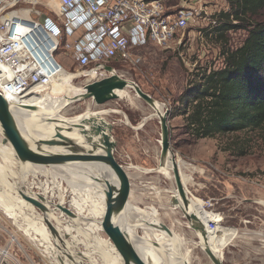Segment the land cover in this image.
<instances>
[{"label":"rangeland","instance_id":"1","mask_svg":"<svg viewBox=\"0 0 264 264\" xmlns=\"http://www.w3.org/2000/svg\"><path fill=\"white\" fill-rule=\"evenodd\" d=\"M164 2L167 6L181 4V0H164ZM36 6L47 12L58 23L59 18L63 16L59 13L62 6L53 11H48L41 4ZM259 19L264 20V13ZM230 20H234L233 17ZM233 23L241 24L237 20ZM217 26L212 29L204 26L198 31H191L195 54L194 59L191 58L190 61L194 62L196 59L198 61L194 68L183 63L177 53L153 44L134 49L133 57L126 61H109L107 55L113 52L114 48L101 49L96 51V55L95 51L88 49L68 50L65 47L64 34L54 56L63 65L64 74L67 71L74 77L61 82L59 88L55 84L49 86L42 94L47 92L58 101L70 99L61 111L66 117H75L88 109L108 111L102 117L112 125L111 134L116 141L115 157L131 177L130 203L139 208L158 210L160 222L169 226L186 242L185 247L192 254L190 264H214L202 247L205 242L198 234L194 223L185 216L181 207L174 203V187H177L174 176L164 175L157 170L161 160L162 128L161 117L155 115L152 105L135 89L130 88H126L125 92L121 91L120 97L117 96L100 105L92 98H75L76 92L85 91L87 83L114 73L137 83L144 92L164 106L170 129L171 149L177 160L187 163L183 170L192 177L186 183L187 194L191 198L201 199L203 210L214 209L223 215V222L221 226L220 223L218 224V229L211 230L207 225L209 243L211 242L215 248L221 250V257L223 255L225 264H264V126L259 129H237L215 137L204 138H195L187 126L186 94L201 78L204 71L209 73L213 69L223 67V52L240 46L247 35L245 29L238 28L229 29L223 37L219 38ZM81 57L89 60L85 67L80 66ZM65 60L71 63V70L68 69ZM107 66H111V69H107ZM93 69L97 71L96 74L89 73ZM192 74H194L193 77ZM75 86L76 89H74ZM54 90H56L55 93L52 92ZM0 132L2 133L1 127ZM66 168L74 174V181L63 180L59 183V188L54 186L60 200L63 198L64 202L65 199L64 206L71 208L69 204L75 196L87 205L88 212H92L93 216L97 215V212L90 210V206L98 202L96 190L83 184L85 177L82 173L85 168L73 163L68 164ZM36 185L37 183L16 159L14 150L7 152L4 157L0 155V191L4 195L15 202L18 195L17 187L25 186L26 191L37 192ZM58 194L51 199L58 202V198L55 200ZM72 207L75 208L74 205ZM22 211L23 213L16 218L11 217L0 202V251L8 249L12 254L10 258L15 261V264H81L72 262V258L63 251L66 244H69L68 251L73 250L74 259H82L83 264H96V262L111 264L107 256L98 257L97 255L100 250L103 254H111L110 250H103L104 247L96 243V240L108 238L102 230L88 229L89 227L83 223L74 224L72 231L64 238H60L59 252L55 255L51 252L50 241L44 238L41 240L40 236L32 240L28 232L23 229H36L42 211L36 206L34 210L22 207ZM27 213H31L32 216ZM61 214L63 221L60 227L62 228L67 221L72 222V220L64 213ZM130 219L133 223L141 221L140 215L135 211ZM53 223L58 225L54 220ZM93 223L100 224L99 221H93ZM20 225L23 228H19ZM93 225L90 224V226ZM234 226L241 229V234L246 239L240 238L238 254L232 262L225 247L236 233V229L232 228ZM156 230L160 234V230ZM84 231H89L88 235L84 236ZM220 231L229 236L227 242L223 243L220 239ZM136 232L139 237L147 236L143 225L137 227ZM213 235L215 239H212ZM86 243H92L93 246L90 245L88 248L85 246ZM95 246H98V249ZM74 250L94 255L95 260H87L80 254L76 256L78 254ZM181 253H185V248L182 246ZM158 259L163 260L161 257ZM5 262H8L7 259Z\"/></svg>","mask_w":264,"mask_h":264},{"label":"built area","instance_id":"2","mask_svg":"<svg viewBox=\"0 0 264 264\" xmlns=\"http://www.w3.org/2000/svg\"><path fill=\"white\" fill-rule=\"evenodd\" d=\"M82 2L96 17L104 35L113 41L109 61H126L133 57L134 49L153 44L177 53L183 63L193 68L198 61H190L195 54L191 31L204 26L214 28L219 15L230 10L228 0H181L180 6H167L164 0ZM37 4L38 0H0V93L6 99H41L44 89L54 84L52 80L63 67L54 52L60 47L64 30ZM59 13H65L64 6ZM209 211L213 215L208 225L211 230L218 229L223 215L214 209ZM11 256L8 249L0 251V264H15Z\"/></svg>","mask_w":264,"mask_h":264},{"label":"water","instance_id":"3","mask_svg":"<svg viewBox=\"0 0 264 264\" xmlns=\"http://www.w3.org/2000/svg\"><path fill=\"white\" fill-rule=\"evenodd\" d=\"M107 69L110 70L111 66H107ZM129 82L130 80L114 73L110 76L95 79L87 83L85 85V91L79 93V95L77 94L75 98H92L97 104H104L111 99H115L118 96L116 90L124 89L128 86ZM131 82L135 85V90L137 93L153 106L155 104V100L149 94L144 92L137 83L134 81ZM160 123L162 128V162L168 153L171 152L174 155L175 153L171 149L170 129L166 113L161 117ZM0 125L2 127L3 143H10L12 145L17 160L21 163L23 168L26 169V172L33 179V181L37 183V192H23L22 187L24 186L17 187V192L25 200H27L33 206L39 208L42 211L41 214L46 213L48 208L46 206L47 198L42 195L44 190L54 187L55 183L57 182L61 183L63 180H74V174L71 173L65 166L72 162L92 163L96 165L103 174L101 182L104 183L103 192L105 212L103 217H100L98 214L93 216L92 213H90L89 216L93 221H100L102 231L108 237L107 240L113 244L118 257L123 264H155L131 248L128 243V233L121 228L115 219L118 214L123 213L126 210L130 203L132 182L131 177L129 176V173L125 167L120 164L115 157L114 152L116 149V141L111 134V123L105 121V118L99 115V117L96 116L85 119L72 125V127L77 129L80 135L83 137V144L91 145L93 147L92 149L86 151L82 149L78 150L74 147L75 143L70 138L58 132L56 135L60 139H42L40 142L50 146H60L62 149H64L63 151L43 152L39 150H33L29 147L27 140L24 137L22 127L18 122L14 111L10 107L6 97L0 93ZM97 147L103 148L105 153L95 154L94 150ZM173 161L174 178L178 192L182 197L183 205L180 204L176 197L174 199V203L183 209L185 216L195 224L194 227L197 230H200L203 237L205 238L208 235L206 226L200 223L197 215L187 214L185 211L188 205V197L185 193V187L178 170L176 155L173 156ZM113 178L117 179V182H114ZM32 193H37L36 197L32 196ZM57 198L60 201V196H57L55 200ZM65 204L66 200L64 199V204L59 205V208L64 213H66L67 216L74 218L76 213L74 207L71 206V202L69 206L74 211L71 208L64 206ZM24 207L27 206H23V208ZM27 209H29V207H27ZM31 209L34 210L35 207ZM86 212L88 213V211ZM27 215L32 216L31 213H27ZM47 224L51 233L53 234L47 240L48 242H51V251L56 255L59 252V240L62 237L56 235L57 229L53 222L47 221ZM161 226L162 230H165L167 233L172 235L173 231L169 226H167L165 223H161ZM74 243L76 244V242ZM90 245L92 244L86 243L85 246L90 248ZM68 246L69 244H66L65 250L63 251L72 258V262L75 261L77 263L83 264L82 259L78 257L77 260L74 259L73 253L68 251ZM204 250L214 264H225L223 261V255L222 257L218 256L208 245L205 246ZM74 251L76 254H80L83 258L92 260L85 254V252L83 253L79 250ZM97 253V255L100 257L101 255L104 256L102 250L98 251Z\"/></svg>","mask_w":264,"mask_h":264},{"label":"bare ground","instance_id":"4","mask_svg":"<svg viewBox=\"0 0 264 264\" xmlns=\"http://www.w3.org/2000/svg\"><path fill=\"white\" fill-rule=\"evenodd\" d=\"M61 1H62V3H64L65 0H61ZM39 27L40 26H38L37 28H39ZM63 71L64 70L62 67V69L60 71H57L55 78L52 81L54 82L55 79H57L56 81L61 82L60 76L63 75V73H64ZM91 72L96 74L97 71L95 69H93L89 73H91ZM69 76H70V78L74 77V75L72 73H70ZM62 82H63V80H62ZM126 88L127 89L128 88L135 89V85L130 81L128 86L125 87L124 89L116 90L118 97L121 96V94H122V93L120 94L121 91L125 92ZM46 89H48V87H46L44 90H46ZM52 92L55 93L56 90H54ZM24 97H26V96H24ZM19 98H22V97H10L7 99V101L9 103L10 107L12 108V110L14 111L16 118L22 127L24 137L26 138L29 147L33 150H39V151H43V152H58V151H63L64 149H62V147H60V146H50V145H47V144L40 142L42 139L35 136L32 128L30 127L31 124L34 123L36 128H39L40 130H42L45 133V135H47L49 137V139H52V138L60 139L56 135V133L60 132L61 134L65 135L66 137L70 138L75 143L74 144L75 148H77L78 150L82 149V150L86 151V150L92 149L93 147L91 145L83 144V137L80 135V133L77 129L72 127V125H74V123H79L85 119H89V118L96 117V116L99 117V115L102 116V115H104V113L108 112L106 110L105 111H103V110L93 111L91 109H88L84 113L79 114L75 117L64 116L63 118H60V116L58 115V112H53L51 110V108L61 112L62 108L66 105L65 103H69L70 99L69 100L66 99L64 101L63 100L58 101L55 98H53L50 94H47V92H46L44 98L47 99L48 102H47L46 106H48L49 108L48 107L46 109L43 108L42 109L43 112L41 110L38 112L36 111L37 112L36 114H35V112L28 113L25 110H22L20 105L18 103H16V101H14V100H17ZM28 98H30V97L28 96ZM34 108H36V109L41 108V106H34ZM152 108L155 111V115H158L159 117H162L163 115H165V110H164L163 104L158 103L156 100H155V104L152 106ZM38 119L55 121L57 123V125L54 126L55 130L47 128V126L42 124L41 122H39ZM105 121H107V120L105 119ZM0 127H1V125H0ZM0 134L3 136V134L1 132H0ZM7 149H8L7 145L2 144V139L0 137V155H2L4 157L8 151ZM94 153L95 154H104L105 151L103 148L97 147L94 150ZM173 156H175L173 153H171V152L168 153L167 156L162 160V162L160 160V163H159V166L157 167V170L159 171L161 169H166V170H163L162 173H164V175H168L170 177H173L174 176ZM15 157H16V155H15ZM72 163L74 165L75 164L80 165L81 167L85 168L83 170H86L89 172V175L94 178V182L97 185V188L101 191V194H102L103 199H104V192H103L104 183L101 182L103 174L101 173L99 168H97V166L92 164V163H85V164L80 163V162H72ZM176 163L178 165V170L180 172V176H181V180L183 182V185H184V187H186V183L192 179V177L190 175L186 174L183 170V168L187 166V163L182 161V160H177V158H176ZM113 181L117 182V179L113 178ZM59 183L60 182L55 183L54 186H57V188H59V185H60ZM22 191L24 192V190H22ZM174 193H175L174 196L179 200L180 204L183 205V200H182L181 195L178 192L177 187L174 188ZM185 193L188 197V205L185 209L186 213L197 215L200 223H202L203 225L206 226V230L208 233V229H207V225L209 223L208 220H209V218L212 217L213 213L203 210V208H202L203 207L202 206L203 201L201 199L196 198V197L195 198L189 197L186 189H185ZM36 194L37 193H32V196L36 197ZM57 194L58 193H56V190L54 189V187H51L48 190H46L45 193H42V195L47 198L46 206L48 208V211L44 214L39 215V223H38L39 225L37 226L36 229L31 230L29 228H23L25 231L28 232V234L32 240H36L38 238V236H40L42 238L41 240H43V238L45 240V239H48L51 235H53L50 231L48 224H47V221L53 222L50 219L51 217H52V219L56 220V217L52 215L51 209H53L54 211H61L62 213H64L59 208V205L64 204V202L61 201L63 198H61L60 202H55L53 199H51L53 196H56ZM58 196H59V194H58ZM8 197L9 196L4 195L3 192L0 191V202L2 203V205H4L6 210H8V213L11 215V217L16 218L18 215H21L22 214L21 208L23 206H27V207H29V209L35 207L31 203H29L27 200H25L19 193L16 196V200H15L16 203L13 202L11 200V198H8ZM78 202L79 203H75V202L73 203L75 208H77V212L75 211L76 216L74 218L68 216L72 220V222L67 221V223H66L67 229H65V231H62L64 233H60V230H58V227L55 225L56 229H57V234H56L57 236L64 238L65 235H67L70 231H72V227L75 226L76 224H79L80 222H82V223L88 222V224H86L89 227L88 229L92 228L96 231L102 230V227H100V224L97 225V224L93 223V220L89 216L90 211L88 213L86 212L85 209H86L87 205H85V203H82L81 201H78ZM94 204H92L90 206V210L96 212L97 209H101L102 214L104 215L105 208L95 207ZM84 207H85V209H84ZM134 211L140 215L141 221L138 223L131 222L130 216ZM141 211L139 209L137 210L133 206V204L129 203L126 210L123 213H120L115 217L117 223L121 226V228L128 233V243L131 246V248H133L137 253H139L143 257L147 258L148 260L154 262L155 264H167V263L168 264H190L192 254L185 247L186 242L181 238V236L178 233H176L175 231H173V233L171 235V234L167 233L165 230H162L161 223H163V222H160V218H159L158 214H156L155 211H151V210H141ZM149 213H151L153 215H149ZM64 214L66 215V213H64ZM90 224H94V225L90 226ZM142 225H143L144 230H146L147 236L139 237L137 232H136V228L140 227ZM20 228H22V227L20 226ZM156 229L160 230V234L157 232ZM81 231H83V230H81ZM77 232H78V229H77ZM84 232H85L84 236H86V235H88L87 232H89V231H84ZM197 232H198V234L201 235L203 242H205V243H203L202 247L205 248V246L208 245L213 250V252L215 254H217L218 256L221 257V250L219 248H215L211 244V242L209 243V241H208L209 233H208L207 237L204 238L202 235V232L200 230H198ZM220 232H221V234L219 236L220 239H222L223 243L227 242V239L229 236H227L225 234V232H223V231H220ZM96 239H99V238L96 237ZM212 239H215L214 235H213ZM96 241H97L96 243H98V245H101L102 242L106 241V239H99ZM70 242H72V241H70ZM65 243H66V240H65ZM104 244H106V243H104ZM91 246H93V245H91ZM181 246L185 248L184 254L181 253ZM95 248L98 249V246H95ZM109 250H110V253L112 255L111 254H109V255L104 254V256H102V257L107 256L109 261L111 262V264H123L121 262V260L120 261L118 260L119 257L115 251V248L111 247ZM72 252H73V250H72ZM85 254L87 256H89L92 260L94 259L93 258L94 255L91 256L88 253H85ZM160 257L164 260L165 263L163 262V260L158 259ZM114 259H116V261ZM96 264H97V262H96Z\"/></svg>","mask_w":264,"mask_h":264},{"label":"trees","instance_id":"5","mask_svg":"<svg viewBox=\"0 0 264 264\" xmlns=\"http://www.w3.org/2000/svg\"><path fill=\"white\" fill-rule=\"evenodd\" d=\"M228 2L230 11L222 12L216 25L219 38L238 28L247 35L240 46L223 52V67L204 71L186 94L187 126L195 138L264 126V20L259 19L264 0Z\"/></svg>","mask_w":264,"mask_h":264},{"label":"crops","instance_id":"6","mask_svg":"<svg viewBox=\"0 0 264 264\" xmlns=\"http://www.w3.org/2000/svg\"><path fill=\"white\" fill-rule=\"evenodd\" d=\"M38 3L43 5L44 7H46L48 9V11H53L59 8L60 5H62V1L61 0H38ZM64 10L65 13L63 14V16L61 18H59V24L62 26L63 30H64V34H65V47L68 50H73V49H88V50H92L95 51V55H96V51H99L101 49H110V48H114L113 45V41L106 35H104V33L102 32L100 26L98 25V22L96 20V17L90 13L89 11H87L85 5L83 4L82 0H65L64 1ZM82 59V63H80L81 67H85L87 62L89 60H85L83 57H81ZM67 61V60H65ZM68 62V61H67ZM67 67L68 69L71 70V63H67ZM73 65V63H72ZM79 66V67H80ZM77 67V68H79ZM76 68V69H77ZM91 74H93V72H91ZM68 78H70L69 73L66 71V73L60 76V80L62 82H65ZM72 78H70L71 80ZM57 79H55V86L57 88H59L61 82L60 81H56ZM77 87L75 86L74 89H76ZM76 95L79 94L78 92L75 93ZM45 94H42V98H37L34 100L33 97L28 98V96L26 97H22L19 98L16 101V103H21L19 104L20 107L22 108V110H25L26 112L30 113V112H35V114L38 111H42V109H46L48 106L47 105V99L44 98ZM44 99V100H43ZM13 101V100H12ZM34 106H41V108H34ZM45 106V107H44ZM49 108V107H48ZM51 110L53 112H58V115L60 116V118H63L64 115L62 114V112H59L53 108H51ZM37 111V112H36ZM116 111V110H113ZM43 112V111H42ZM25 114V113H24ZM63 115V116H62ZM39 122H41L42 124L46 125L47 128L55 130L54 126L57 125V123L55 121H51V120H40L38 119ZM37 123V122H36ZM30 127L33 130V133L35 134V136L39 137L40 139H49V137L47 135H45V133L40 130L39 128H36L35 124H31ZM0 137L2 139V144L7 145L8 147V151L7 152H11L13 150V147L10 143H3V136L0 134ZM85 164V163H83ZM166 169H161L159 171H163ZM84 172L82 173V175H84L85 179L83 178V184L86 187H93L96 190V194L98 196V202L95 203V207H99V208H105V201L103 199V196L101 194V191L97 188V185L94 182V178L92 176L89 175V172L86 170H83ZM77 186V184H75ZM176 188V186L174 187ZM22 190H25V186L22 187ZM46 190H44L43 193H45ZM63 197V195L61 196ZM63 201V199L61 200ZM79 199L72 197L71 199V205L73 206V203H79L78 202ZM130 201H131V197H130ZM137 210L139 209L141 210H147L144 208H139L138 206L133 205ZM75 211L77 212V208H74ZM85 209V207H84ZM96 209V208H95ZM52 210V215L56 217L55 219H52V217L50 218L51 221H56L57 222V227L58 230H60V233H64L62 231H65V229H67L66 227V223L65 226H63L62 228L60 227V223L63 221L61 218L62 216V212L61 211H54ZM87 211V208L85 209ZM151 211H155L156 214H158V210L156 208H152ZM97 214L102 217V211L101 209H97L96 210ZM142 212V211H141ZM149 215H153L151 213H149ZM66 222V220H65ZM71 222V221H68ZM82 223V222H80ZM83 224H88V222H85ZM236 226H234L235 228ZM236 229V233L232 236L229 244L225 247L227 249V252L230 255L231 260L230 261H235V257L238 254L237 251V247H240V238H244V236L241 234V229L240 228H235ZM246 239V237L244 238ZM106 243V244H104ZM101 247H104L105 250H109L111 247H113V244L106 239V241L102 242V244L100 245ZM225 248L223 249V251L225 250ZM103 249V250H104Z\"/></svg>","mask_w":264,"mask_h":264}]
</instances>
